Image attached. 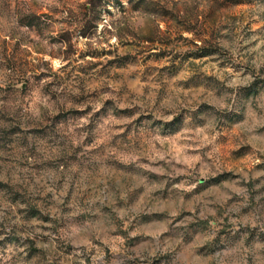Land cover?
<instances>
[{
	"label": "rangeland",
	"instance_id": "1",
	"mask_svg": "<svg viewBox=\"0 0 264 264\" xmlns=\"http://www.w3.org/2000/svg\"><path fill=\"white\" fill-rule=\"evenodd\" d=\"M0 264H264V0H0Z\"/></svg>",
	"mask_w": 264,
	"mask_h": 264
}]
</instances>
